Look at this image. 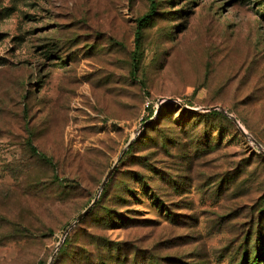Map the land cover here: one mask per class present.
Instances as JSON below:
<instances>
[{"label": "rangeland", "instance_id": "374dc122", "mask_svg": "<svg viewBox=\"0 0 264 264\" xmlns=\"http://www.w3.org/2000/svg\"><path fill=\"white\" fill-rule=\"evenodd\" d=\"M156 1L139 48L150 0H0V264H48L131 138L57 264H99L102 237L126 264L264 250V155L200 110L264 148V0Z\"/></svg>", "mask_w": 264, "mask_h": 264}, {"label": "trees", "instance_id": "16d2710c", "mask_svg": "<svg viewBox=\"0 0 264 264\" xmlns=\"http://www.w3.org/2000/svg\"><path fill=\"white\" fill-rule=\"evenodd\" d=\"M158 7H159L158 1H156V0H150V6H149L148 12L145 13L144 15H142L141 17L137 18V24H138V28L137 29H138V31L136 33V36H137V41L139 42V48H140V44H141L140 43V40H141V37H142V30L144 29V27H146L147 24H149V22L153 19V17H155L158 14V12H157ZM139 54H140V51H136L133 54L132 61L134 63V67H136V68L138 67V65L140 63ZM133 72L135 74L136 73V70H134ZM175 106L176 105L174 103L162 104L161 105V108H160V110L158 112V118H160L162 116L164 117L165 114H166L167 109L168 108H174ZM146 110L148 111V116L145 119L142 120L143 122L148 121L153 116V114L155 113V110L156 109H154V106L152 104L151 105L149 104V106L146 108ZM228 113H230V112L228 111ZM204 114L206 116H208V117L220 116V117H223L225 119H228L226 116H223V114L220 111H218V110L207 111ZM185 119L186 118H183L181 120V124L186 125ZM228 121H229V119H228ZM240 123L242 124L241 121H240ZM148 127H149V125H146L144 127L143 131L141 132V135H140L139 140L142 139V138L143 139L146 138V137L143 136V132ZM132 144L128 148L127 152H130V150L132 149V147L134 145V144L133 145ZM47 161H48L49 164H52L53 165L52 161H50L49 159H47ZM54 179H55L54 184H59V185L62 184V180L60 178H58L57 175H54ZM109 181L110 180H108V182L105 184L104 188L102 189V191H101V193L99 195V198H98L97 202L100 201V199L107 193L108 187H109ZM155 198L160 203L161 206L164 205V203L159 199V197L156 196ZM97 202L95 203V205L93 207L96 206ZM92 209H91V211H92ZM168 211H169V208H168ZM168 213L170 214V211ZM69 225L70 224H68L67 226H69ZM71 237H72V234H71V232H69L67 234V236L65 237V240L62 243V245L60 246L59 250L57 251V254H56V256H55L54 261H53L52 264H57L58 261L62 257H64L67 254L68 251H70V245H71V242H72ZM122 246H123V243L122 242H114V241H111L110 239H108L106 237L105 238L102 237L101 238V241H100V247H102V251H99L100 252L99 253V258H100L99 264H126L127 261H126V259L123 258V256L126 257L127 256V252L125 251L124 247H122ZM103 251H107V257L111 260V262H107L106 261L105 256L102 255L103 254ZM86 259H88V257H86ZM148 259L151 260L152 262L155 261V258L154 257H150ZM248 261L251 264H263L264 263L263 262L264 261V250H262V248L260 250L259 249L256 250L255 253H254V255L251 256ZM159 263L160 262L156 259L155 264H159ZM242 264H244V262Z\"/></svg>", "mask_w": 264, "mask_h": 264}, {"label": "water", "instance_id": "95a60500", "mask_svg": "<svg viewBox=\"0 0 264 264\" xmlns=\"http://www.w3.org/2000/svg\"><path fill=\"white\" fill-rule=\"evenodd\" d=\"M169 101L171 102H179L181 105H183L184 107L186 108H189L187 107L183 102L181 101H178V100H174V99H170ZM192 109V108H190ZM192 110H199V109H192ZM200 110L202 111H213V110H218L220 111L222 114L228 116L230 119H232V121L235 123V125L239 128L240 132L244 135V137L246 139H248L249 141L255 143L257 145V147L259 148L260 152L264 155V148L262 147V145L256 141L251 135L248 134V132L246 131V129L243 127V125L240 123V121L235 117L233 116L232 114L228 113V111L224 108V107H221V106H212V107H204V108H201ZM144 125L145 123H143L141 126H140V130L137 131V134L139 136V133L141 131H143L144 129ZM136 139L135 138H131L129 140V142L127 143V145L125 146V148L121 151L119 157L116 159L115 163L113 164L112 168L109 170V172L107 173L105 179L103 180L102 182V185H101V191L102 189L104 188L105 184L108 182L110 176L112 175V173L115 171V169L117 168L119 162H120V159L121 157L123 156V154L128 150V148L131 146V144L135 141ZM99 195L100 193L94 198V200L91 202V204L76 218V220L70 224L64 234H63V237L61 238L56 250L54 251V253L52 254L50 260H49V263L48 264H52L53 261H54V258L57 254V251L59 250L60 246L62 245V243L64 242L65 240V237L67 236V234L70 232V230L76 226V224L82 220L90 211L91 209L93 208V206L95 205V203L97 202L98 198H99Z\"/></svg>", "mask_w": 264, "mask_h": 264}, {"label": "built area", "instance_id": "2783aa9c", "mask_svg": "<svg viewBox=\"0 0 264 264\" xmlns=\"http://www.w3.org/2000/svg\"><path fill=\"white\" fill-rule=\"evenodd\" d=\"M149 106V103H147V107ZM155 112L158 114L159 109L155 110Z\"/></svg>", "mask_w": 264, "mask_h": 264}]
</instances>
